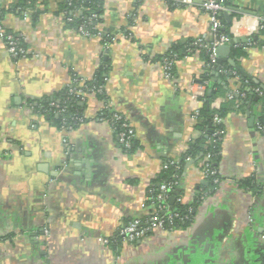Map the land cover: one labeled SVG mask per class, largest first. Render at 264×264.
Wrapping results in <instances>:
<instances>
[{"label":"crops","instance_id":"obj_1","mask_svg":"<svg viewBox=\"0 0 264 264\" xmlns=\"http://www.w3.org/2000/svg\"><path fill=\"white\" fill-rule=\"evenodd\" d=\"M17 1L0 0V10ZM64 1L38 0L37 19L8 11L0 26V264H264V132L258 129L264 104L258 97L228 103L231 93L239 100L238 76L230 93L211 104L232 107L222 120L221 182L203 193L192 224L111 242L144 213L165 164L180 161L200 138L195 126L209 94L207 81L199 88L206 72L217 80L228 64L264 91V0H232L224 13L231 35L225 45L236 43L212 71L206 53L189 49L196 40L208 47L220 40L205 0H103L97 36L66 27ZM5 31L22 39L25 56H10ZM174 47L181 57L168 78L158 59ZM102 61L111 66L106 97L78 98L84 121L70 123L50 110L75 77L92 79ZM106 107L135 130L133 151L121 148L109 121L99 120ZM185 175L179 200L190 205L206 182L202 163L191 161ZM250 179L251 188L241 185Z\"/></svg>","mask_w":264,"mask_h":264},{"label":"trees","instance_id":"obj_2","mask_svg":"<svg viewBox=\"0 0 264 264\" xmlns=\"http://www.w3.org/2000/svg\"><path fill=\"white\" fill-rule=\"evenodd\" d=\"M37 4L38 0H18L11 9H1L0 26H2L4 16L8 11H11L21 17H23L24 13L29 12L32 14L34 19H37L40 15L39 11L34 12L35 10H37ZM223 4L226 6V8L230 9L232 6V0H223ZM60 7L61 10L65 13L66 27L80 34H82L81 29L83 28L89 36H97L100 34V26L103 23L104 14L103 0H66L62 2ZM219 18L225 29H221L218 34L225 35L231 38V35L229 33L230 24L226 23V21L224 20V13H222ZM261 19L262 28L260 30V35L264 37V16H262ZM10 34L14 35V37L17 39L19 48L23 49V47H25L24 43L18 35L9 31H5V40L6 37ZM111 39V36H106L103 38V42L110 43ZM194 42L190 43L189 49L191 51H200L206 53V64L208 65V70L212 71L215 64H213L210 60V51L208 50V48H206L205 45L195 46ZM261 45L264 46V42ZM236 53L237 51H234V55ZM179 56L181 57V55L178 53L177 48L174 47L172 51L160 57L158 60H167L173 65V62L176 61ZM110 68L111 66L109 61H102L100 67L98 68L92 79L83 80L77 77L74 78L76 79V81H74L70 87L66 88L59 94L60 106L64 109V112H62V118L70 123H79L81 121H84L82 118V110L78 104V97L74 94H70L69 92L72 88H79L83 84L82 88L86 94H89V91L92 90L95 91L96 95L101 96V98L105 99L106 96L104 94V86ZM220 68L223 69L224 72H219V70L217 71V80L213 79L212 72H206L200 80V82L202 83L206 81L209 83L208 92H210V95L207 93L205 96L203 106L198 116V122L195 126V129L200 131L201 133L200 138L190 142L188 149L182 155L180 161L174 162V164H171L170 162H167L165 164L164 169H162V171L158 174V176L149 187L144 213L138 214L135 218L129 221V224L135 219H139L141 221V225L147 226L151 223V218L153 216L161 219H167L169 214H173L177 216L174 217L172 222L165 223L166 229H186L192 224L197 214L198 208L202 202L201 197L203 196V193L208 190H213L217 187L214 183V180L215 178H219L221 180L219 173L217 175H211L206 178V182L202 184L198 189L199 194L192 204L185 205L179 200L183 194V182L186 176V170L188 164L191 161H193L194 163L205 164L208 166L209 170H217L219 172L224 139V125L222 120L227 116L232 107L224 104L220 109L215 110L211 107V104L217 97L224 96L226 94L228 95V93H230L228 86L231 79L235 76H238L240 78V89L238 97L239 100L237 99L236 95L231 93L229 94L231 99H229L228 103L232 102L234 104L235 102V104L238 105L242 103V101L253 102L254 99L258 97L259 100H261L264 104V94L263 96H259L255 93V89L260 88V86L255 84L253 80H251L247 76L239 74L232 66L228 64H223L222 66H220ZM241 95H243V97ZM50 110H53L52 106H50ZM114 114L115 113H113L108 108L104 109L103 114L99 115L98 118L102 117L105 120L109 121L116 137L118 138L119 133L124 130L122 127L124 119L116 122L113 118ZM62 118L56 121L57 125H63ZM216 119H218V121ZM259 124L263 126L264 132V118L259 122ZM133 150L134 147L132 143L131 148L126 151L131 152ZM208 156L209 159L205 161ZM188 159H190L191 161H188ZM251 184V179L241 183V185L245 188H251ZM163 185H167L169 187V192L167 193L168 198H166L164 201L159 200V196L164 194L161 190V187ZM160 207H162V209H160ZM111 242L119 245L122 244L123 238L118 234L116 238L111 240Z\"/></svg>","mask_w":264,"mask_h":264},{"label":"built area","instance_id":"obj_3","mask_svg":"<svg viewBox=\"0 0 264 264\" xmlns=\"http://www.w3.org/2000/svg\"><path fill=\"white\" fill-rule=\"evenodd\" d=\"M203 8L209 14L211 31L213 32V34H218V32L223 28V25L220 21L219 16L222 13H227L228 8H226V6L223 4V0H205V2L203 3ZM0 30H1V27H0ZM81 33L86 36L88 35V33L83 28L81 29ZM229 40H230L229 37L225 35H221L219 42L215 43L212 47H208L205 45L206 48H208V50L210 51V60L213 64H217L216 49L221 45L227 44ZM6 44H7L8 53L10 54L12 58L19 59L20 57L25 56L26 54L25 50H23L22 48H19L17 39L14 37V35L10 34L9 36L6 37ZM194 45L203 46L204 44L201 40H196L194 42ZM171 66H172V63L166 60L164 64V68L166 70V76L168 78H169V71L171 69ZM219 72H224V70L219 67ZM74 81H76V79H74L73 82ZM82 86L79 88L77 87L72 88L69 93L74 94L78 98L86 97V96H89L90 94H95V91H92V90L89 91V94H86ZM199 88L202 90H205L206 84L203 83L199 85ZM255 93L259 96H263L264 94L260 88H256ZM241 96L243 97V95ZM52 107L55 108L58 112H61V113L64 112V109L61 106L52 105ZM107 108L108 107H106L105 109ZM102 114H103V111L100 113V115ZM113 118H114V121L116 122L121 121L123 119L122 116L118 114H114ZM99 120L103 122L107 121L102 117L99 118ZM216 120L218 121V119ZM122 127L124 130L118 135L119 144L122 149L128 150L132 146V143L136 137V132L133 129V127L130 124H128L126 121H124ZM258 129L261 132H263V126H261L260 124H258ZM208 159H209V156L206 158L205 161H207ZM188 161H190V159H188ZM170 163L174 164V162H170ZM202 166H203L204 178H207L208 176H211V175H217L219 173L217 170H211V169L209 170L208 166L205 164H202ZM220 182L221 180L219 178H215L214 183L216 186H218ZM161 190L164 194L159 196V200L164 201L166 198H168L167 193L169 192V187L167 185H163L161 187ZM202 198L203 196L201 197V199ZM160 209H162V207H160ZM175 216L177 215L169 214L167 219H161V218H157L156 216H153L151 218V223L148 224L147 226L141 225V221L139 219H135L133 222H131L130 224L120 229L119 236L123 238V242H133V241L143 240L159 230H165L166 229L165 223L172 222Z\"/></svg>","mask_w":264,"mask_h":264},{"label":"water","instance_id":"obj_4","mask_svg":"<svg viewBox=\"0 0 264 264\" xmlns=\"http://www.w3.org/2000/svg\"><path fill=\"white\" fill-rule=\"evenodd\" d=\"M227 18H228V22L231 23L232 22L231 18L230 17H227ZM235 43H236V40H231L230 45H221L216 49V56L219 58L218 60L219 64H222L224 61H228L227 57L231 54L232 46H234ZM229 63L234 65V62L232 60H229ZM209 95H210V92H209ZM208 107H209V103H208Z\"/></svg>","mask_w":264,"mask_h":264}]
</instances>
